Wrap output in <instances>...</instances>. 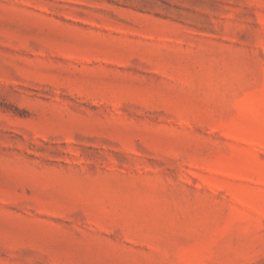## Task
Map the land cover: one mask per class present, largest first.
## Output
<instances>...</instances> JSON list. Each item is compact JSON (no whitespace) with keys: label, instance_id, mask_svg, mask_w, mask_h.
Returning a JSON list of instances; mask_svg holds the SVG:
<instances>
[{"label":"rangeland","instance_id":"obj_1","mask_svg":"<svg viewBox=\"0 0 264 264\" xmlns=\"http://www.w3.org/2000/svg\"><path fill=\"white\" fill-rule=\"evenodd\" d=\"M0 264H264V0H0Z\"/></svg>","mask_w":264,"mask_h":264}]
</instances>
